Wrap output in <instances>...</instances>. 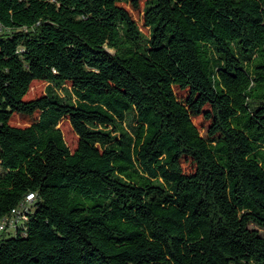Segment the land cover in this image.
<instances>
[{"label": "trees", "instance_id": "1", "mask_svg": "<svg viewBox=\"0 0 264 264\" xmlns=\"http://www.w3.org/2000/svg\"><path fill=\"white\" fill-rule=\"evenodd\" d=\"M0 23V219L34 194L0 264H264V0H0Z\"/></svg>", "mask_w": 264, "mask_h": 264}, {"label": "built area", "instance_id": "2", "mask_svg": "<svg viewBox=\"0 0 264 264\" xmlns=\"http://www.w3.org/2000/svg\"><path fill=\"white\" fill-rule=\"evenodd\" d=\"M2 30V25L0 23V31ZM34 194L29 193L26 196V203L23 204V207L20 209H12L10 215H6L4 217L3 224H0V232H6L8 230H13L14 223L19 217H26L25 208L29 205V203L33 200Z\"/></svg>", "mask_w": 264, "mask_h": 264}, {"label": "rangeland", "instance_id": "3", "mask_svg": "<svg viewBox=\"0 0 264 264\" xmlns=\"http://www.w3.org/2000/svg\"><path fill=\"white\" fill-rule=\"evenodd\" d=\"M146 34H147V32H146ZM110 52H113V50L111 49ZM43 87H44V84L37 83L33 89V93H37V92L41 91L43 89ZM61 127H62L63 131L65 132V135H66V138L68 140L69 145L71 147H73L75 145L76 137L70 132L68 122L66 120H64L61 124ZM250 227L258 230L260 232V234L264 235V230L261 229L260 227H258L257 225L251 224ZM0 234H1V232H0Z\"/></svg>", "mask_w": 264, "mask_h": 264}, {"label": "bare ground", "instance_id": "4", "mask_svg": "<svg viewBox=\"0 0 264 264\" xmlns=\"http://www.w3.org/2000/svg\"><path fill=\"white\" fill-rule=\"evenodd\" d=\"M26 196H27V195H26ZM3 222H4V217H3L2 219H0V224H3ZM16 222H17V220L15 221L14 226H15ZM13 228H14V227H13Z\"/></svg>", "mask_w": 264, "mask_h": 264}]
</instances>
